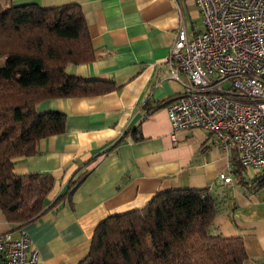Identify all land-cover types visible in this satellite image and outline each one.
Here are the masks:
<instances>
[{
  "label": "crops",
  "instance_id": "obj_1",
  "mask_svg": "<svg viewBox=\"0 0 264 264\" xmlns=\"http://www.w3.org/2000/svg\"><path fill=\"white\" fill-rule=\"evenodd\" d=\"M0 2H32L43 9L78 5L93 60L68 65L66 72L115 86L100 96L36 105L38 114H65V131L41 139L35 155L13 159V171L49 174L53 187L43 214L31 222L9 223L0 210V235L17 238L19 229L25 231L38 264H79L106 218L140 209L161 192L207 190L217 204L212 234L241 238L247 254L243 264H264V172L242 167L235 153L224 152L204 130L178 132L176 142L170 139L166 107L184 88L171 78L167 58L179 10L189 34L203 31L195 0ZM220 174L230 182L220 181Z\"/></svg>",
  "mask_w": 264,
  "mask_h": 264
},
{
  "label": "trees",
  "instance_id": "obj_2",
  "mask_svg": "<svg viewBox=\"0 0 264 264\" xmlns=\"http://www.w3.org/2000/svg\"><path fill=\"white\" fill-rule=\"evenodd\" d=\"M0 210L22 225L44 212L53 187L49 174L17 175L13 159L31 157L41 139L63 134L66 115L38 114L49 99L100 96L109 82L70 76L68 65L93 60V46L81 8L65 4L0 2ZM88 173L69 184L74 190ZM217 204L207 190H169L140 209L106 218L95 228L88 255L79 264H243L239 237L212 234Z\"/></svg>",
  "mask_w": 264,
  "mask_h": 264
},
{
  "label": "built area",
  "instance_id": "obj_3",
  "mask_svg": "<svg viewBox=\"0 0 264 264\" xmlns=\"http://www.w3.org/2000/svg\"><path fill=\"white\" fill-rule=\"evenodd\" d=\"M195 2L203 31L189 34L179 10L167 58L171 78L184 88L166 107L170 139L204 130L242 167L264 172V0ZM38 263L25 231L0 235V264Z\"/></svg>",
  "mask_w": 264,
  "mask_h": 264
},
{
  "label": "rangeland",
  "instance_id": "obj_4",
  "mask_svg": "<svg viewBox=\"0 0 264 264\" xmlns=\"http://www.w3.org/2000/svg\"><path fill=\"white\" fill-rule=\"evenodd\" d=\"M5 63V60L0 61V65H3Z\"/></svg>",
  "mask_w": 264,
  "mask_h": 264
}]
</instances>
